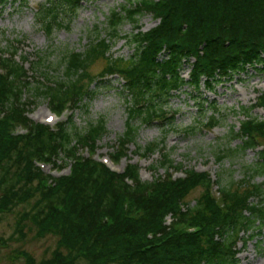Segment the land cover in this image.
<instances>
[{
    "label": "trees",
    "instance_id": "16d2710c",
    "mask_svg": "<svg viewBox=\"0 0 264 264\" xmlns=\"http://www.w3.org/2000/svg\"><path fill=\"white\" fill-rule=\"evenodd\" d=\"M11 1L0 0V8ZM87 1L47 0L35 9L34 20L50 36L55 26H62V15L74 17ZM144 14L157 25L127 36L135 46L132 57L114 58L110 51L118 26L137 23ZM108 23L109 39L96 36L82 52L62 51L57 63L62 78L53 80L49 70L44 72L46 83H39L37 93L60 114L67 108H86L83 103L94 95L96 85L120 78L128 114L125 132L111 154L116 161L127 156L140 127L169 125L175 116H168L167 103L183 87L213 90L248 67L264 65V0H136L112 11ZM12 50L0 56V214L29 206L18 214L16 233L24 237V229L32 228L36 239H56L49 258L36 262L21 253L26 264H238V244L245 246V238L264 228V181L230 182L218 187L215 198L212 188L219 182L206 172L185 170V177L173 179L168 170H181L182 165L175 166L169 154L159 161L165 176L152 181H142L132 164L120 175L110 172L78 154L81 149L94 154L107 132L103 118L81 132L71 117L54 130L27 118L34 104L25 97L30 82L14 60L17 50ZM98 61L104 67L94 75L91 67ZM186 63L187 79L181 74ZM257 106L264 108V92ZM216 124L212 116L205 125ZM17 127L27 133L15 135ZM231 138L242 142L217 154V160L260 148L254 173L264 175V120L247 118ZM156 148L150 144L141 154ZM61 154L71 165L68 177H51L35 165L43 161L61 169L67 164L58 162ZM197 188L202 192L188 207L187 198ZM167 215L170 226L165 224Z\"/></svg>",
    "mask_w": 264,
    "mask_h": 264
},
{
    "label": "rangeland",
    "instance_id": "374dc122",
    "mask_svg": "<svg viewBox=\"0 0 264 264\" xmlns=\"http://www.w3.org/2000/svg\"><path fill=\"white\" fill-rule=\"evenodd\" d=\"M46 1L13 0L0 8V56H7L8 52L13 51L12 48L17 50L14 59L22 62L30 82L26 87L25 97L34 101L30 107L33 111L29 118L39 123L50 114L47 100L37 93L41 90L40 84L46 83L41 77L44 72L49 70L53 80L62 78V68L57 69L61 52L67 49L82 52L88 42L96 36L109 39L108 18L111 12H118L123 6L128 7L136 0L84 2L74 17L62 15L59 21L62 26H55L50 36L34 20L35 9ZM157 23L151 15L146 14L141 15L137 23L122 22L117 28L118 38L110 53L114 58L129 59L135 53V46L129 43L127 36L136 33L137 28L146 32ZM22 57H26V61L23 62ZM190 64L186 63L182 68L181 74L185 79L190 72ZM103 67V62L98 61L91 67V71L96 75ZM122 85L117 76L106 78L103 83L96 85L94 95L83 103L86 108L73 109L72 122L79 132L89 123L100 118L105 120L107 132L97 142L98 148L92 156L96 160L108 156L115 148L118 138L125 132L128 105ZM263 92L264 65L248 67L246 72L216 84L213 90L201 89L194 92L188 87H183L174 93L167 103L168 116H175L168 122L167 127L162 128L159 123L140 127L136 131L135 140L129 146L130 163L139 166L141 180L151 181L164 175L165 169L160 167L159 161L164 154H169L173 164L182 165V170L207 172L212 180L218 181L219 184H214L212 188L215 192L218 187L242 179L262 183L264 175L254 173L260 148L238 151L230 157L225 155L221 161H218L216 156L226 149L235 150L241 144L240 138H231L233 133L239 131L241 122L247 118L264 120V108L257 106V98ZM212 116L217 120V124L213 128L206 127L205 124ZM61 120L65 121L66 116L55 119L52 125ZM150 144L157 145L156 150L142 157L140 153H144ZM138 148L140 153L134 154ZM78 154L89 157L86 150H80ZM59 158V163L60 160L67 162V167L63 170L67 172L70 162L62 154ZM126 163V160H122L116 168L123 169ZM151 166L157 168L153 170ZM60 172L45 168L46 174L50 173L55 177L59 176ZM181 175V172H175V177ZM201 192L202 189L197 188L188 196V207L195 205ZM28 209L29 206H18L11 213L0 214V264H26L21 253H27L39 262L49 258L55 248V238L47 236L36 239L31 227L24 229V237L16 233L18 214ZM257 232L253 238H245V246L238 244V264H264V228L260 233Z\"/></svg>",
    "mask_w": 264,
    "mask_h": 264
}]
</instances>
